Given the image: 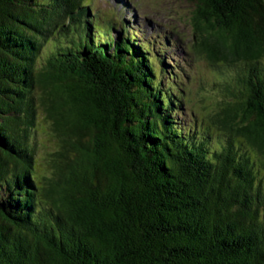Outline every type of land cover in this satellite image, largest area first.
<instances>
[{
	"label": "trees",
	"instance_id": "1",
	"mask_svg": "<svg viewBox=\"0 0 264 264\" xmlns=\"http://www.w3.org/2000/svg\"><path fill=\"white\" fill-rule=\"evenodd\" d=\"M192 2L201 48L236 67L203 126L179 119L177 77L137 30L89 18L93 0H0V264H264V0Z\"/></svg>",
	"mask_w": 264,
	"mask_h": 264
},
{
	"label": "rangeland",
	"instance_id": "2",
	"mask_svg": "<svg viewBox=\"0 0 264 264\" xmlns=\"http://www.w3.org/2000/svg\"><path fill=\"white\" fill-rule=\"evenodd\" d=\"M96 11H100L101 18L98 19L101 24L112 20L111 16L115 15L119 17L122 23L130 25V33H136L139 29L138 40L144 41L148 44L152 50L153 59L154 55L161 56L162 62L165 64V68L169 72L175 74L178 80L173 81L169 87L181 88L184 93V105L182 106L185 117L179 116L180 120L194 121L197 119L196 126H203L207 120L221 107V103L226 97L224 96L226 80L230 78L231 74L236 70V67H229L227 63L221 62L215 63L212 53L207 49L201 48L202 43L196 38L194 26H193V12L194 6L192 0H93ZM98 15V12H96ZM91 15L89 16V18ZM108 26L111 29L108 33L112 32L114 28L113 22H109ZM160 35H158V33ZM163 32L165 38H163ZM119 35L116 31V34ZM121 37H126L121 35ZM162 40V41H161ZM127 42V41H126ZM176 42V43H175ZM129 43V42H128ZM177 44V48L173 45ZM130 46V44H128ZM168 46V47H167ZM51 45H48V50L51 49ZM165 48L166 53L162 51ZM203 53H207L204 55ZM211 54V55H210ZM168 57H171L168 59ZM264 63V61H263ZM157 72L165 81V73L161 72V66L159 61L154 60ZM170 65L169 68L167 66ZM178 65V68L175 66ZM218 85V86H217ZM169 89V88H168ZM173 93V90L168 94ZM180 94V92L178 91ZM224 98V99H223ZM94 103V102H93ZM225 103V102H224ZM223 103V104H224ZM99 104L95 105V108L99 111L100 115H112L109 120H114L116 126L120 131L114 134L115 143H125L123 135L119 134L121 131L120 121L118 116L120 115L113 108L103 109ZM115 111V113H113ZM113 113V114H112ZM180 115V114H179ZM150 116V115H148ZM129 120V119H127ZM131 124H134L132 119L129 120ZM202 123V124H201ZM206 126V125H205ZM120 127V128H119ZM200 128V127H199ZM53 126L51 122L45 117L43 113H40L36 128L37 143H40L38 151V176L50 177L51 173L48 171V161L54 160V156L58 151V139H55L53 133ZM90 132L87 136L83 135L81 143H90V148L94 149L95 140H93V123L90 124ZM150 133L149 131H144ZM83 133V132H82ZM118 134V136H117ZM141 138V137H140ZM147 145L151 143V137L146 135L144 138ZM93 140V141H92ZM97 143H100L97 141ZM56 147V148H55ZM155 148V146H153ZM75 154H70V158H75ZM48 159V161H47ZM135 165V164H134ZM131 170L137 169L129 165ZM239 239H243L242 235L236 236Z\"/></svg>",
	"mask_w": 264,
	"mask_h": 264
},
{
	"label": "bare ground",
	"instance_id": "3",
	"mask_svg": "<svg viewBox=\"0 0 264 264\" xmlns=\"http://www.w3.org/2000/svg\"><path fill=\"white\" fill-rule=\"evenodd\" d=\"M224 2V1H223ZM236 3V2H235ZM236 6V5H235ZM245 6V5H244ZM232 7V6H231ZM239 8V7H238ZM261 21V20H260ZM254 29V28H253ZM226 85V84H225ZM233 102V101H232ZM234 103V102H233ZM239 103V102H238ZM240 107V106H239ZM127 115H128V113H127ZM244 115H245V113H244ZM249 115H250V113H249ZM247 116V115H246ZM259 116V115H258ZM234 117V116H233ZM242 118V117H241ZM244 118V117H243ZM238 125V124H237ZM78 132V131H77ZM63 142V141H62ZM73 169V168H72Z\"/></svg>",
	"mask_w": 264,
	"mask_h": 264
},
{
	"label": "water",
	"instance_id": "4",
	"mask_svg": "<svg viewBox=\"0 0 264 264\" xmlns=\"http://www.w3.org/2000/svg\"><path fill=\"white\" fill-rule=\"evenodd\" d=\"M114 33H116V31Z\"/></svg>",
	"mask_w": 264,
	"mask_h": 264
}]
</instances>
